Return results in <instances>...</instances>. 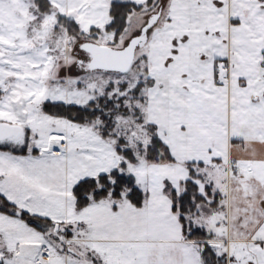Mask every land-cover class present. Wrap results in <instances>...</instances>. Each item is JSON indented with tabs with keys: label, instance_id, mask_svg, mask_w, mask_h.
<instances>
[{
	"label": "snow or ice",
	"instance_id": "snow-or-ice-1",
	"mask_svg": "<svg viewBox=\"0 0 264 264\" xmlns=\"http://www.w3.org/2000/svg\"><path fill=\"white\" fill-rule=\"evenodd\" d=\"M0 264H264V0H0Z\"/></svg>",
	"mask_w": 264,
	"mask_h": 264
}]
</instances>
